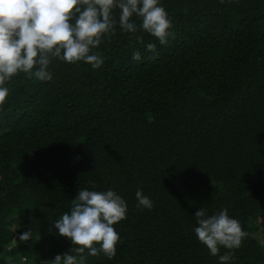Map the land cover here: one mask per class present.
I'll return each instance as SVG.
<instances>
[{
    "label": "trees",
    "instance_id": "obj_1",
    "mask_svg": "<svg viewBox=\"0 0 264 264\" xmlns=\"http://www.w3.org/2000/svg\"><path fill=\"white\" fill-rule=\"evenodd\" d=\"M160 4L171 22L163 45L117 25L94 49L100 67L52 58L50 81L18 72L7 82L0 264H54L72 253L52 221L81 188H112L127 204L113 224L115 255L85 252L84 264H218L192 232L199 207L227 209L247 233L217 255L264 264V0ZM137 189L150 210L137 207Z\"/></svg>",
    "mask_w": 264,
    "mask_h": 264
},
{
    "label": "clouds",
    "instance_id": "obj_2",
    "mask_svg": "<svg viewBox=\"0 0 264 264\" xmlns=\"http://www.w3.org/2000/svg\"><path fill=\"white\" fill-rule=\"evenodd\" d=\"M119 9L114 19L112 10ZM140 18V24L130 18ZM170 20L160 0H0V105L8 96L6 86L12 76L24 73L37 81L52 79V58L65 63L84 62L92 69L103 63L97 51L102 37L115 31L135 33L137 27L163 45ZM155 55V44L145 45ZM132 59H140L138 52ZM137 207L151 209L153 202L141 189L134 193ZM126 201L112 188L103 191L81 188L70 200L67 212L52 221L56 234L67 238L72 254H56L54 264H84L98 251L107 258L115 255L119 235L113 224L125 218ZM196 239L216 256L218 264H231V252L217 255L219 246L235 249L247 235L227 209L209 215L204 207L192 214ZM15 230V229H14ZM20 241L30 239V230L20 233ZM98 243L99 247L93 246ZM87 250V251H86Z\"/></svg>",
    "mask_w": 264,
    "mask_h": 264
}]
</instances>
